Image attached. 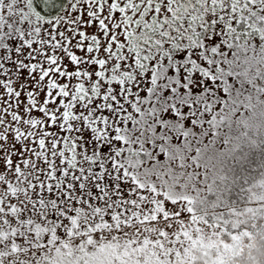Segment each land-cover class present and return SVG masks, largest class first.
I'll list each match as a JSON object with an SVG mask.
<instances>
[{
  "label": "snow or ice",
  "instance_id": "obj_1",
  "mask_svg": "<svg viewBox=\"0 0 264 264\" xmlns=\"http://www.w3.org/2000/svg\"><path fill=\"white\" fill-rule=\"evenodd\" d=\"M0 264H264V0H0Z\"/></svg>",
  "mask_w": 264,
  "mask_h": 264
}]
</instances>
